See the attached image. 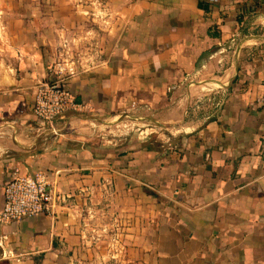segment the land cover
<instances>
[{"label":"crops","instance_id":"1","mask_svg":"<svg viewBox=\"0 0 264 264\" xmlns=\"http://www.w3.org/2000/svg\"><path fill=\"white\" fill-rule=\"evenodd\" d=\"M124 2L52 123L32 107L53 59L0 11V211L17 165L57 193L54 215L0 218V264H264V0ZM121 110L155 138L102 148Z\"/></svg>","mask_w":264,"mask_h":264},{"label":"rangeland","instance_id":"2","mask_svg":"<svg viewBox=\"0 0 264 264\" xmlns=\"http://www.w3.org/2000/svg\"><path fill=\"white\" fill-rule=\"evenodd\" d=\"M124 3V0H0V11H16L23 19L32 20L54 65L74 63L82 68L100 60L107 47L115 43ZM82 113L88 116L89 111ZM120 114L106 126L104 123L97 126V142L102 148L108 144L115 152L132 150L142 140L155 138L136 115L126 117L122 110Z\"/></svg>","mask_w":264,"mask_h":264},{"label":"built area","instance_id":"3","mask_svg":"<svg viewBox=\"0 0 264 264\" xmlns=\"http://www.w3.org/2000/svg\"><path fill=\"white\" fill-rule=\"evenodd\" d=\"M78 73L74 63H58L53 78L41 82L35 94L33 114L43 123H52L70 110L81 106L69 87V80ZM56 188L45 170L33 172L13 167L4 185V206L0 218L5 222L32 218L41 214L54 215Z\"/></svg>","mask_w":264,"mask_h":264}]
</instances>
